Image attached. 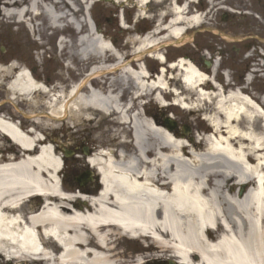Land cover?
<instances>
[{
    "label": "bare ground",
    "instance_id": "bare-ground-1",
    "mask_svg": "<svg viewBox=\"0 0 264 264\" xmlns=\"http://www.w3.org/2000/svg\"><path fill=\"white\" fill-rule=\"evenodd\" d=\"M88 1L0 0V27L86 34L76 38L75 46L68 40L59 45L62 57L76 56L75 67L88 74L77 86L62 90L44 85L24 64H15L0 69V85L5 82L13 100L45 111L28 117L43 129L48 125L43 119L114 116L129 129L132 151L91 155L88 166L96 170L102 193L89 200L92 209H71L68 202L74 195L59 189L60 156L49 143H41L39 132H24L0 116V137L5 140L0 147V255L17 259L15 264H25L27 258L55 264H141V259L127 262L117 253V240L124 239L171 249L179 264H264V108L239 87L223 91L187 59L164 67L157 49L172 40L179 44L185 30L203 23L202 16L188 15L185 3H170L150 35L130 38L126 46L133 56L122 62L121 51L84 20ZM145 1L137 4L141 11ZM163 1L157 0L158 5ZM209 1L213 5L215 0ZM143 55L159 62L157 76L137 59ZM98 76L104 82L92 87L91 78ZM173 77L183 81L191 103L180 88L170 90ZM128 90L138 100L131 115L120 103ZM167 91L175 93L183 110L205 113L211 130L203 143H186L141 114L143 95L164 106ZM242 185L248 188L236 197Z\"/></svg>",
    "mask_w": 264,
    "mask_h": 264
},
{
    "label": "rangeland",
    "instance_id": "rangeland-1",
    "mask_svg": "<svg viewBox=\"0 0 264 264\" xmlns=\"http://www.w3.org/2000/svg\"><path fill=\"white\" fill-rule=\"evenodd\" d=\"M196 1L197 0H195V2ZM138 2L139 0H128L123 3L117 0H89L88 4L84 5L85 11L83 18L90 27H92V25L95 26V29L99 31L98 36L104 37L107 41H111L112 44L116 46V49H122L124 52L123 54H126L129 49H125L124 45L126 46L130 38L134 39L142 36L140 32L153 29L160 23V15L168 11L170 3L181 5L184 0H166L165 2L163 1L164 3H160V5H158L157 0H146L142 6V11L140 8H137ZM209 2L207 3L203 0L202 3L198 2L197 4L200 10H209V14H207L205 18L206 25L203 23L202 26L198 27L201 31L197 34L201 37L200 40H205L206 43L204 46L208 43L207 46L209 47H221L223 48L221 54L227 53L229 57L233 51L230 52L231 48L239 47L244 49L247 46L251 48L253 45L259 43V37L264 38V32H262V28L257 24V18L255 17L257 14L255 13L257 9L256 6L259 4L263 5V0H215L213 1V5ZM94 4L95 6H93ZM192 5V3L189 5L188 15L194 13ZM2 8L3 6H0V9ZM228 10H231V12L225 13L228 15V22L226 24V22L223 21L224 19H222V15H224V12H228ZM167 21L168 17L165 18L162 23H166ZM216 30L224 34L228 31L227 36L235 41H233V43H227L222 47L220 44L223 43V38L214 33ZM210 31H213V33H210ZM76 33L72 31L64 32V36H66L67 40L74 46V42L77 38ZM195 33L192 31L188 32L185 37H183L184 39H182V42L177 45H175L173 41H169L167 43L169 47L166 48L167 53L165 56L172 59L174 57L178 58L179 55H184L186 59H191L194 64L198 65L200 62L198 54L200 55L201 51L200 47L193 41ZM57 35L58 34H54L52 37V34L48 31L40 34L37 31L30 32L29 29L20 32L16 25L11 26V28L0 27V65L3 66L10 63L11 66L15 64L23 66L24 64L29 67L34 77L39 81L48 86H58L62 90H67L69 86L77 85V83L86 79L87 70L80 69V66L77 68L75 67L79 63L76 56L71 58L73 60L62 57L63 54H61V50H58V43L56 42ZM49 37L52 38L49 39ZM196 38L198 39V37ZM180 44L182 46L176 49L175 46ZM207 46L205 47L207 48ZM72 50L71 53H73ZM214 50L215 49L209 50L210 55ZM232 58H234V56H232ZM232 58L229 57L223 64L230 62ZM139 60L141 61L142 59L140 58ZM237 62L240 66L235 69L236 74L240 69L245 68V61L243 59H238ZM68 64H70L71 67H68ZM147 64L152 66L149 62ZM226 67L232 71V68L228 64L223 65L221 69H226ZM257 68H259L258 65L252 62L248 69V73L251 69ZM234 77L235 75L231 74V78L236 83L237 80ZM94 79L104 80L105 78L103 76H98ZM217 79L221 82L220 73H218ZM4 83L0 85V115L10 117L14 122L18 121L23 130L32 126L36 132H40L46 137L47 143L53 146L56 145L58 148L60 147L58 151L61 152V149H65L68 151L71 150L74 154H77L76 146L81 141L89 142L90 140H92L90 147L94 149L92 152L95 153L107 150L116 155L118 151L124 148L132 151V147L129 143L131 140L129 129L117 124L114 116L104 117L101 114L93 113L89 115V113L87 114L89 117L82 114L79 116V119H74L69 115L68 119L58 122L43 119L44 125L48 124L47 129L36 127L32 124V119H28L27 117L31 118V116H34L36 113L45 114V111L42 108L38 110L33 109L29 102H23L22 99L10 101L7 96V91H5L3 87ZM175 85L180 84L170 81V89H174ZM247 88L253 93L256 101L259 100L260 95L264 94V79L255 78L252 85H248ZM125 93L126 92H124L123 95H125ZM185 95L190 97L188 92H186ZM164 98L169 102L175 97L171 96L169 93L164 95ZM36 100L38 104H41V99ZM143 100L144 102L149 101V103L143 107L142 115L145 116L146 114L152 118L158 115V123L156 124L159 125V127H161L162 121L164 120V118L162 119L160 117L161 115L159 113L170 115L178 125L174 134L182 141L187 143L190 138H193L195 141L197 137H203V135L208 134L209 128L200 119L202 112H184L176 107H170L169 109L164 108L165 111H162L159 105L152 103V101L150 102V99L145 98ZM37 107L40 108V106ZM33 112H35V114H33ZM186 129L187 132L184 134ZM151 141L152 138L149 137L148 142ZM2 142L3 140L0 137V147H2L4 143ZM3 146L5 147V144H3ZM64 161L66 162L62 170L64 178L60 176V182L63 188L66 189L65 186L71 188L70 185L76 183L75 178L79 175L80 166L74 155ZM238 192L239 189L235 192L236 197H238ZM117 244V253L122 255L127 262L131 260L130 258H137L139 261L141 259L146 262L166 261L170 260L173 254L171 249L168 250L167 248L154 245L149 240L131 243L130 241L126 242L122 239H118ZM149 246H152L153 250L148 251L147 248ZM0 264H4V262L0 260ZM127 264L132 263L128 262Z\"/></svg>",
    "mask_w": 264,
    "mask_h": 264
},
{
    "label": "flooded vegetation",
    "instance_id": "flooded-vegetation-1",
    "mask_svg": "<svg viewBox=\"0 0 264 264\" xmlns=\"http://www.w3.org/2000/svg\"><path fill=\"white\" fill-rule=\"evenodd\" d=\"M256 10H255V13L256 14V17H257V24H259V26L262 28V32H264V4L261 5H257L256 6ZM197 32H199V30H197ZM197 34L194 35L195 37V42L197 44L198 47H200V55L198 54V56L200 57L201 55H203V52L205 50V46L208 45V43L204 46V44L206 43L205 40L202 41L200 40L201 38L198 37V39L196 38ZM264 37V36H263ZM259 43L257 44L258 45V48L261 52V55L259 56L260 59H261V72L263 73L264 72V38H261L259 37ZM208 42V41H207ZM209 46H207L206 49L210 50L208 48ZM251 48H249L248 46L245 47L244 49L242 48H236L234 50V52L232 51L231 52V55L229 56L230 58H232V56H234V58H232V60L234 62H237L238 59H243L244 57H247L248 55V51L250 50ZM247 53V55H246ZM227 53H223V56H226ZM247 63V62H246ZM245 63V64H246ZM245 68L247 67L246 65L244 66ZM87 146L86 148L84 147V145ZM90 142H80L77 146H76V149L79 151V153H81L83 155L84 153V148L87 149V152L88 154L91 153V150H93V148H89ZM78 164L80 166V169H79V178H81V181H84L82 182L81 184L79 183H76V184H71V188L68 187V186H65L66 189H64L62 187L63 190H65V192H68V193H77V196L80 197L77 198V197H74L71 201H69V205L72 208H75V209H78V210H86L89 208L92 209L91 207V202H89L90 199H93L95 197H97L102 191V183L100 181H98V177L97 175L95 174V171L94 170H90L88 168V166L85 164V160H83V157H79L78 158Z\"/></svg>",
    "mask_w": 264,
    "mask_h": 264
},
{
    "label": "water",
    "instance_id": "water-1",
    "mask_svg": "<svg viewBox=\"0 0 264 264\" xmlns=\"http://www.w3.org/2000/svg\"><path fill=\"white\" fill-rule=\"evenodd\" d=\"M164 124H166V127L168 128V130H172L175 127V124L171 123L168 120H166ZM242 193H243V187L239 193V196H242Z\"/></svg>",
    "mask_w": 264,
    "mask_h": 264
}]
</instances>
